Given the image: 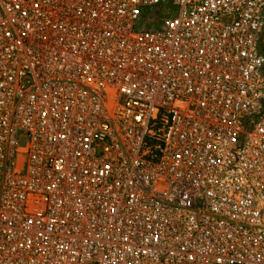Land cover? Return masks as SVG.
Returning <instances> with one entry per match:
<instances>
[{"label":"built area","instance_id":"1","mask_svg":"<svg viewBox=\"0 0 264 264\" xmlns=\"http://www.w3.org/2000/svg\"><path fill=\"white\" fill-rule=\"evenodd\" d=\"M0 264H264V0H0Z\"/></svg>","mask_w":264,"mask_h":264},{"label":"rangeland","instance_id":"2","mask_svg":"<svg viewBox=\"0 0 264 264\" xmlns=\"http://www.w3.org/2000/svg\"><path fill=\"white\" fill-rule=\"evenodd\" d=\"M150 10V9H149Z\"/></svg>","mask_w":264,"mask_h":264}]
</instances>
